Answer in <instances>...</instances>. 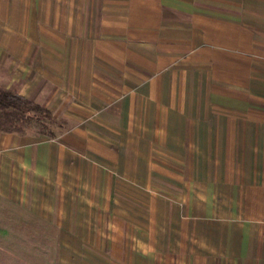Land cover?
<instances>
[{
    "label": "crops",
    "instance_id": "crops-1",
    "mask_svg": "<svg viewBox=\"0 0 264 264\" xmlns=\"http://www.w3.org/2000/svg\"><path fill=\"white\" fill-rule=\"evenodd\" d=\"M0 85V264H264V0H0Z\"/></svg>",
    "mask_w": 264,
    "mask_h": 264
},
{
    "label": "trees",
    "instance_id": "trees-1",
    "mask_svg": "<svg viewBox=\"0 0 264 264\" xmlns=\"http://www.w3.org/2000/svg\"><path fill=\"white\" fill-rule=\"evenodd\" d=\"M65 127L49 109L0 85V133L55 139Z\"/></svg>",
    "mask_w": 264,
    "mask_h": 264
},
{
    "label": "rangeland",
    "instance_id": "rangeland-1",
    "mask_svg": "<svg viewBox=\"0 0 264 264\" xmlns=\"http://www.w3.org/2000/svg\"><path fill=\"white\" fill-rule=\"evenodd\" d=\"M6 88V87H5ZM42 138V137H41Z\"/></svg>",
    "mask_w": 264,
    "mask_h": 264
}]
</instances>
